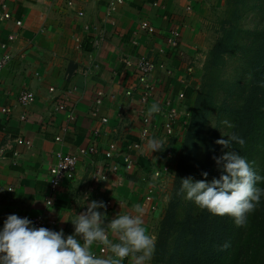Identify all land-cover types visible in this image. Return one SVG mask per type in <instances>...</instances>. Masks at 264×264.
Wrapping results in <instances>:
<instances>
[{"label": "crops", "instance_id": "1", "mask_svg": "<svg viewBox=\"0 0 264 264\" xmlns=\"http://www.w3.org/2000/svg\"><path fill=\"white\" fill-rule=\"evenodd\" d=\"M107 2L0 0V15L10 14L8 20L0 19V58L10 56L0 72V227L11 214L41 215L55 222V231L72 234L70 222L85 210V194L106 203L108 220L117 214H134V205L140 204L151 235L163 218L167 190L171 193L173 189L213 46L210 21L224 0H123L109 17ZM143 23L152 31L142 30ZM174 28L181 34L176 51L167 45L168 33ZM141 58L163 64L153 74L155 88L145 103L134 63ZM125 61L134 62L129 66ZM22 91L34 95L26 108L18 103ZM168 99L180 114L174 134L166 139L160 133L167 141L164 151H142L146 140L140 139L139 112L144 107L147 112L153 102L163 106ZM150 118L157 124L164 120L157 114ZM112 143L114 157L109 160L105 154ZM137 144L139 149L134 148ZM91 147L93 152L80 154ZM58 152L75 155L78 165L52 193L49 168ZM124 157L133 161L129 171L124 168ZM113 165L117 171H112ZM162 167L167 169L164 197L161 189L148 203L150 173ZM9 187L12 192L7 191ZM47 197L53 200L49 211L43 207ZM152 204L156 211L151 210ZM109 238L116 239L110 231ZM100 248L93 245L92 250L97 255L110 254L107 248L101 254ZM124 264H129L127 258Z\"/></svg>", "mask_w": 264, "mask_h": 264}, {"label": "trees", "instance_id": "2", "mask_svg": "<svg viewBox=\"0 0 264 264\" xmlns=\"http://www.w3.org/2000/svg\"><path fill=\"white\" fill-rule=\"evenodd\" d=\"M246 2L248 0H228L229 20L222 24V34L209 51L203 76L207 79L206 89L198 93L195 101L173 189L159 223L160 234L151 264H264V197L248 216L246 224L237 226L231 217L212 215L178 194L181 180L191 173L199 174L201 180V174L207 172L208 181L220 174L213 159L222 155L221 146L215 143L218 138L208 139L200 172L194 170L193 145L204 140L202 116L217 109L213 97L220 84L218 74L225 57L238 56L241 62L238 70L242 78L226 97L240 100L241 105L218 107V123L228 121L234 125L226 130L245 139V145L234 144V150L252 163L258 175L264 176V14L254 31L244 32L239 28V13ZM263 5L253 6L251 11L263 10ZM242 33L247 34L249 44H242ZM257 187L264 188V181L258 182ZM173 234L174 246L167 251V241ZM224 243L229 245L226 249L221 248Z\"/></svg>", "mask_w": 264, "mask_h": 264}, {"label": "clouds", "instance_id": "3", "mask_svg": "<svg viewBox=\"0 0 264 264\" xmlns=\"http://www.w3.org/2000/svg\"><path fill=\"white\" fill-rule=\"evenodd\" d=\"M161 110L160 104L153 102L147 116ZM222 124L234 127L228 121ZM166 142L164 137L152 136L141 150L159 153ZM215 143L222 150V155L213 157L219 176L211 181L207 180V172L198 181L186 177L181 180L178 194L212 215L229 216L237 226H243L264 197V188L257 187L264 176L258 175L252 163L234 150V144L245 145L238 133H225ZM89 196L82 197L85 210L75 214L70 222L74 231L68 235L63 229L36 227L28 217L8 215L0 227V264H124L126 258L129 264H150L156 244L144 224L141 205H134V214H117L108 220L106 203L90 200ZM109 231L115 241L109 238ZM93 245L105 246L110 254H95ZM228 246L224 243L221 248Z\"/></svg>", "mask_w": 264, "mask_h": 264}, {"label": "built area", "instance_id": "4", "mask_svg": "<svg viewBox=\"0 0 264 264\" xmlns=\"http://www.w3.org/2000/svg\"><path fill=\"white\" fill-rule=\"evenodd\" d=\"M123 4V0H108L107 2V10H106V16H112L116 9ZM1 8H6L5 5H2ZM10 18L9 13H2L0 15L1 20H8ZM141 29L144 31L151 32L152 29L148 26L147 23H143L141 25ZM181 34L180 30L178 28H174L169 31L168 37H167V45L169 50L176 51L179 47ZM10 40L13 39L12 36L9 37ZM163 54V51H162ZM10 61L9 55H4L0 58V72L2 69L8 64ZM134 62V61H133ZM132 61H125V64L131 65L133 63ZM135 63V67L137 71L139 72V79H138V85L141 90L142 94V101L145 103L148 99L151 98L153 91H154V83H153V74L156 72L159 68H163L162 63H155L149 59L141 58L138 59ZM193 70L190 68L188 69V73H192ZM52 90V89H51ZM127 95H131L130 92L127 93ZM179 99L183 98V95L180 94L178 96ZM34 101V95L31 92L22 91L18 96V103L22 108L28 107L31 103ZM97 104H100V100H96ZM175 102L171 99L166 100L163 106H161V112L157 115H161L163 117V122L160 124L155 123L149 116H147V112L145 107L142 108L139 112V117L142 123V128L140 130V139L142 141L147 140L149 137L152 136H158L160 137V133L164 135V137H167L166 139L170 138L174 134V128L176 126V123L180 117V114L178 110L175 107ZM61 108V107H60ZM3 112H9L3 110ZM24 117H22L23 119ZM71 119H73L71 117ZM102 123H106V120H102ZM59 141V139H56ZM29 145V143H27ZM135 149H139V145H134ZM114 151H115V145L114 143L110 144L108 146V150L105 154L107 159H112L114 157ZM89 152H93V148L88 149H82L80 150V154L83 156H86ZM170 153H168L169 155ZM123 165L126 171L131 170L134 165L133 161L129 157H124ZM78 165V157L75 155H67L63 154L61 152H58L55 154V161L49 168V187L51 192H55L57 188L60 186L62 181H64L69 175H72L76 172ZM112 171H117V168L113 165L111 167ZM167 169L165 167L162 168H154L150 173V188L148 190V193L145 197V200L148 203H152L153 196L157 191H160L163 183H164V174L166 173ZM101 176V179L104 180V176L102 174H99ZM97 178H100V177ZM8 192H12V188H7ZM53 206V200L51 197H47L43 201V207L45 210H50ZM151 210L156 211L157 206L154 204L151 205ZM34 226L36 227H45L52 230L55 229V222L53 221H47L44 219L43 216H33L29 218ZM106 252V247L101 245L100 253L103 254Z\"/></svg>", "mask_w": 264, "mask_h": 264}, {"label": "rangeland", "instance_id": "5", "mask_svg": "<svg viewBox=\"0 0 264 264\" xmlns=\"http://www.w3.org/2000/svg\"><path fill=\"white\" fill-rule=\"evenodd\" d=\"M259 4H264L263 0H248V2L245 3L244 7H242V11L239 13L240 15V22H239V28L243 30L244 32H252L256 29L259 22L261 21L263 14H264V5L263 10L259 9L258 11H251L253 6H258ZM231 7L229 6L228 0H224V4L222 8L219 9V11L214 13L213 19L210 21L209 25V32L212 39V45L214 46L217 42V40L220 38L222 34V24L229 20ZM242 33L241 34V42L242 44H249V40L247 39V34ZM213 46L211 48H213ZM238 56L234 57H225L224 59V65L220 67L219 74H218V80L220 81V84L217 85V93H215V96L213 97V101L217 109L209 110L208 113H205V115L202 116L201 121L205 122L204 126H202L201 134L204 137V140H202L199 143H194L193 145V155L195 156V168L194 170L197 172H200V168H202V165L204 164V158H205V148L207 147V142L210 137H217L218 139L221 138V135L223 136L225 133H229L228 129L225 125L218 123V107L221 105L223 106H229L230 108L241 105L240 100H235L236 98L232 99H226L227 96L231 94V92L234 91L232 89V86L234 84H237L238 81L242 78V72L238 70V67L241 66V62L237 59ZM204 76V74H203ZM202 76V79H203ZM200 81V88H199V95L202 90L204 91L206 87L204 84H206L205 80L203 79ZM240 84H243V81H240ZM200 121V122H201ZM203 125V124H202ZM220 125V126H219ZM199 174L191 173L189 176L193 178L194 181L200 180ZM164 183L162 186L161 196L164 197ZM167 188V187H166ZM165 188V191H166ZM169 190V188H168ZM167 190V194L169 196L168 200L170 199L171 193ZM170 193V194H169ZM164 214V213H163ZM164 216V215H163ZM160 222L157 223V225L154 226L152 230V236L155 238V244H156V238L159 237L160 234ZM174 234L170 238V240L167 241V251L171 249L174 246L173 240H174ZM166 251V253H168ZM151 264V262H150Z\"/></svg>", "mask_w": 264, "mask_h": 264}]
</instances>
